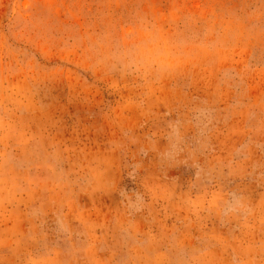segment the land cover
I'll use <instances>...</instances> for the list:
<instances>
[{"label": "rangeland", "instance_id": "rangeland-1", "mask_svg": "<svg viewBox=\"0 0 264 264\" xmlns=\"http://www.w3.org/2000/svg\"><path fill=\"white\" fill-rule=\"evenodd\" d=\"M0 264H264V0H0Z\"/></svg>", "mask_w": 264, "mask_h": 264}]
</instances>
